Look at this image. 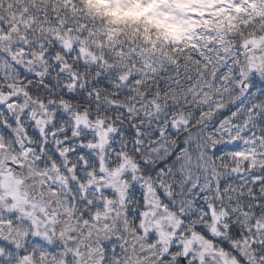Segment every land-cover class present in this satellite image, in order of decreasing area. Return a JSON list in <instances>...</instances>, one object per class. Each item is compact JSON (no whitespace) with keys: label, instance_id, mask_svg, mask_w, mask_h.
Segmentation results:
<instances>
[{"label":"clouds","instance_id":"9594fccd","mask_svg":"<svg viewBox=\"0 0 264 264\" xmlns=\"http://www.w3.org/2000/svg\"><path fill=\"white\" fill-rule=\"evenodd\" d=\"M0 264H264V0H0Z\"/></svg>","mask_w":264,"mask_h":264}]
</instances>
